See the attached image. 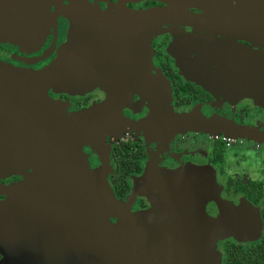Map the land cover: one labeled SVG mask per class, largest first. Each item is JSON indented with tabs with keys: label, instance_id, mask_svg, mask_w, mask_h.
<instances>
[{
	"label": "flooded vegetation",
	"instance_id": "obj_1",
	"mask_svg": "<svg viewBox=\"0 0 264 264\" xmlns=\"http://www.w3.org/2000/svg\"><path fill=\"white\" fill-rule=\"evenodd\" d=\"M42 1L46 10L41 12L34 0L27 8L23 2L11 0L1 11V31L13 36H0V184L20 182L55 162L54 182L67 172L79 177L85 171L91 176L99 172L109 187H100V199L107 193L106 198L112 200L110 189L123 202L133 195L129 210L138 214L154 208L153 202L162 194L161 185L165 194L177 190L173 185L176 178L189 187L199 177L200 168H205L216 172L224 199L239 205L245 197L262 212L264 202L255 203L243 188L249 189L254 182L264 187V183L242 176L227 177L224 161H215L222 146L224 154L232 146L247 147L248 137L221 131L224 127L217 124L209 126L208 131L194 125L171 127L163 118L159 124H151V98L130 85L139 78L135 75L139 56L130 32L141 29V24L150 25L135 18L136 14L179 4L164 0ZM189 11L204 14L195 8ZM41 21L43 35L36 40ZM111 25L115 26L113 42L105 37L102 43L101 37ZM155 29L151 36L153 66L148 77L164 83L170 110L188 115L194 123L213 120L231 129L264 132V59L250 57L264 53V47L213 27L184 24L177 18L158 23ZM126 34L131 36L128 43ZM53 67L58 68L56 73L42 74ZM129 85L131 94L122 95ZM110 98L115 99L114 122L108 125L103 120L93 129L102 144L93 147L87 140L93 124L71 133L77 124L67 122L70 115L102 105ZM199 137L212 141L206 151L197 143ZM118 148L130 149L139 157V169L127 176L129 192L122 199L111 181ZM255 149L264 150V142L257 140ZM167 184L169 190L164 187ZM4 199L0 195V200ZM207 211L212 216L218 213L214 203L207 206ZM107 218L112 224L118 223L115 215ZM263 234L264 225L258 240L242 245L260 241Z\"/></svg>",
	"mask_w": 264,
	"mask_h": 264
},
{
	"label": "water",
	"instance_id": "obj_2",
	"mask_svg": "<svg viewBox=\"0 0 264 264\" xmlns=\"http://www.w3.org/2000/svg\"><path fill=\"white\" fill-rule=\"evenodd\" d=\"M10 1L0 0V31L4 26L2 7ZM17 1L19 4L23 2L27 8L32 0ZM34 1L39 12L46 10L42 0ZM164 1L180 7L141 11L135 18L145 20L147 24L150 22V25L141 24V29L134 34L130 32L139 56L135 70L139 78L132 80L130 85L139 90V94L151 98V124H159L163 118L168 119L171 127L194 125L204 131L217 124L218 128L224 127L221 131L226 133L264 142V132L238 127L231 129L213 120L194 123L188 115L175 114L166 104L164 83L148 77L153 66L151 36L158 23L177 18L184 24L213 27L235 39L264 47V0ZM189 8L204 14L195 15ZM39 25L34 36L36 40L43 35L42 21ZM111 26L101 37L102 43L105 37L112 38L113 42L115 26ZM130 35L126 34L127 43L129 39L131 41ZM0 36L12 37L13 34L1 31ZM250 57L264 59V53H253ZM255 70L254 64L253 72ZM57 71L58 68L53 67L42 74ZM130 85L122 95L131 94ZM253 85L254 92L258 93L257 84ZM263 94L260 96L264 99ZM114 102L115 99L110 98L102 105L70 115L67 122L77 124L71 133L76 134L83 126L93 124L87 140L93 147L102 144L93 129L103 120L108 125L114 122ZM57 165L52 162L43 172L17 183L0 184V195L5 196L0 200V264H222L221 242L232 238L238 243H247L262 236L264 224L260 209L245 197L238 206L224 199L221 195L223 188L214 170L200 168L199 177L189 187L176 178L177 190L160 194L151 211L133 214L129 210L135 198L133 195L123 202L116 199L110 189L113 199L108 200L107 193H103L105 195L100 199V187H109L106 177H101L99 172L91 176L85 171L82 177L67 172L54 182L52 170ZM77 191L79 196H75ZM211 203L218 209L216 216L207 211ZM111 214L118 217L117 224L108 221ZM159 236L165 238L159 239Z\"/></svg>",
	"mask_w": 264,
	"mask_h": 264
},
{
	"label": "trees",
	"instance_id": "obj_3",
	"mask_svg": "<svg viewBox=\"0 0 264 264\" xmlns=\"http://www.w3.org/2000/svg\"><path fill=\"white\" fill-rule=\"evenodd\" d=\"M221 151L216 152L215 161L223 163L225 154L224 146ZM117 165L111 176V181L116 188L119 198H124L129 192V183L127 176L139 169V157L133 154L130 149L118 148L116 153ZM248 198L255 203L264 202V187L260 182L251 183L249 189H244ZM250 202V201H249ZM251 203V202H250ZM252 204V203H251ZM264 223V208L261 212ZM224 250L223 264H264V234L260 241L248 246L235 241L221 242Z\"/></svg>",
	"mask_w": 264,
	"mask_h": 264
},
{
	"label": "rangeland",
	"instance_id": "obj_4",
	"mask_svg": "<svg viewBox=\"0 0 264 264\" xmlns=\"http://www.w3.org/2000/svg\"><path fill=\"white\" fill-rule=\"evenodd\" d=\"M211 142L212 141H209L207 137L206 138L199 137V141H197L199 146L204 151H206L209 148L208 146L211 145ZM256 143L257 141L247 139L246 140L247 147L232 146L227 149L224 158V166H223L225 169V176L227 177L229 175L231 177L242 176L244 180L246 179L248 181H252V180L262 181L264 183V150L262 151L256 150L255 149ZM225 178L226 177H223V179ZM168 184L164 186L167 190L170 189ZM173 185L175 186L176 184L174 183ZM160 188H161L160 191L163 193V185H161Z\"/></svg>",
	"mask_w": 264,
	"mask_h": 264
}]
</instances>
